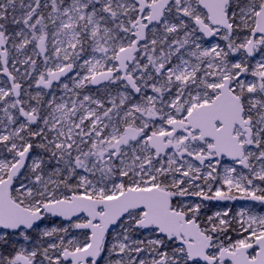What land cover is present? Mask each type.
Instances as JSON below:
<instances>
[{
  "label": "snow or ice",
  "instance_id": "6c2138e0",
  "mask_svg": "<svg viewBox=\"0 0 264 264\" xmlns=\"http://www.w3.org/2000/svg\"><path fill=\"white\" fill-rule=\"evenodd\" d=\"M0 77V264H264V0H0Z\"/></svg>",
  "mask_w": 264,
  "mask_h": 264
},
{
  "label": "rangeland",
  "instance_id": "374dc122",
  "mask_svg": "<svg viewBox=\"0 0 264 264\" xmlns=\"http://www.w3.org/2000/svg\"><path fill=\"white\" fill-rule=\"evenodd\" d=\"M0 79H3L2 77H0ZM93 91H95V89H93Z\"/></svg>",
  "mask_w": 264,
  "mask_h": 264
}]
</instances>
